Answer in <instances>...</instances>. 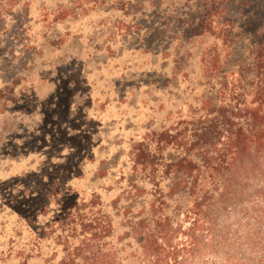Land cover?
<instances>
[{
    "label": "rangeland",
    "instance_id": "obj_1",
    "mask_svg": "<svg viewBox=\"0 0 264 264\" xmlns=\"http://www.w3.org/2000/svg\"><path fill=\"white\" fill-rule=\"evenodd\" d=\"M254 6L0 0V264H59L85 234L96 252L100 219L114 249L152 202L179 209L166 187L206 103L264 72V8ZM211 15L226 37L201 28ZM245 198L222 222L228 237L254 221Z\"/></svg>",
    "mask_w": 264,
    "mask_h": 264
},
{
    "label": "trees",
    "instance_id": "obj_2",
    "mask_svg": "<svg viewBox=\"0 0 264 264\" xmlns=\"http://www.w3.org/2000/svg\"><path fill=\"white\" fill-rule=\"evenodd\" d=\"M250 1L263 11L264 0ZM209 19L201 28L226 37L220 20ZM205 75L213 87L218 84L215 72ZM244 78L243 93L226 82V97L208 100L205 120L185 144L191 147L175 161L164 197L178 198L179 209L172 213L152 202L145 214L132 217L129 232L114 249L105 242L112 238V225L100 219L96 252L85 247L92 240L85 234L59 264H264V72H246ZM150 157L144 158L153 164ZM245 197L255 205L249 211L254 221L228 237L222 222ZM126 243L125 254L119 246Z\"/></svg>",
    "mask_w": 264,
    "mask_h": 264
}]
</instances>
